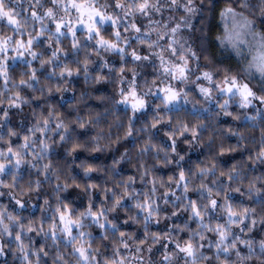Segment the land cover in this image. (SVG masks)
Masks as SVG:
<instances>
[{"label":"clouds","instance_id":"obj_1","mask_svg":"<svg viewBox=\"0 0 264 264\" xmlns=\"http://www.w3.org/2000/svg\"><path fill=\"white\" fill-rule=\"evenodd\" d=\"M0 264H264V0H0Z\"/></svg>","mask_w":264,"mask_h":264}]
</instances>
